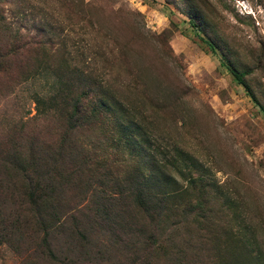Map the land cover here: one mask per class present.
<instances>
[{"label": "rangeland", "instance_id": "obj_1", "mask_svg": "<svg viewBox=\"0 0 264 264\" xmlns=\"http://www.w3.org/2000/svg\"><path fill=\"white\" fill-rule=\"evenodd\" d=\"M82 7L85 27L100 21L122 45L138 33L132 55L144 54L145 75L163 73L173 89L169 137L187 156L155 174L149 145L125 132L119 141L111 126L71 128L56 111L51 73L25 80L13 70L0 79V264H239L224 259L220 240L239 218L264 250V0H8L0 14L13 35L33 41L42 16L78 21ZM226 65L246 74L260 105ZM139 169L153 184L143 194L135 188L150 177ZM192 175L213 187L197 226L188 215ZM164 192L169 201L159 205Z\"/></svg>", "mask_w": 264, "mask_h": 264}, {"label": "trees", "instance_id": "obj_2", "mask_svg": "<svg viewBox=\"0 0 264 264\" xmlns=\"http://www.w3.org/2000/svg\"><path fill=\"white\" fill-rule=\"evenodd\" d=\"M4 2L8 0H0V10ZM39 10L42 15L43 10L41 11V8ZM83 13H87L85 7L78 9V21H61L59 18H54V14L49 13L42 16L43 23L40 26L44 30L42 33H37L33 41L22 38L20 31L13 35V24L0 14V79L10 78L13 70L25 76V80L42 72H49L58 84L54 97L56 111L63 117L66 115L71 128L100 126L107 130L111 126V130L119 134V141L122 140L120 134L125 132L129 143L135 144L136 141V143L153 148L151 157L155 174H162V170L167 169L173 163L178 166L180 161L185 160L187 153L176 147L175 154L172 153V149L174 152L175 148L174 145L172 148L173 141L169 137L171 129L167 114L172 111L176 112L179 108L177 103L173 104L169 98L173 89L168 88L162 81L165 76L163 73L151 76V72L145 75L144 70L139 67L142 61H149L147 58L143 59L144 54L132 55L135 52L131 50L130 45L139 36L136 31L132 32L136 35L132 36L131 42L126 46L122 45L114 39L115 35L109 33L100 21L92 20L90 28L88 29L87 26L86 28L80 20L86 16H82ZM73 34L75 36H72ZM198 37L216 54L212 43L201 35ZM56 39H62V47L59 46V42L55 43ZM69 40L73 43L71 47L74 46L75 49L69 48ZM25 61H35L33 67L36 66L33 69L23 68ZM148 66H155L153 60ZM226 66L234 80L245 89L252 101L260 105L251 86L245 80L246 74L229 65ZM156 82L160 85L153 96L150 84L153 87ZM161 85L167 88L162 89ZM140 171L141 174L146 175V178L150 177L142 170ZM189 182L190 184L196 183L197 189L192 188L197 194L194 195L196 198L188 201L190 207L188 212L190 218L189 216L188 218L190 223L196 222L197 226L202 224L203 214L207 211L204 208L202 194L213 187H211L212 184L206 182L203 175L198 178L192 175ZM147 186L151 191L153 188L151 177L150 180L147 179V183H139V187L135 188V194H143L147 191L145 189ZM214 187L219 190L221 188L218 185ZM178 190L180 189L176 188L171 192L177 193ZM132 191L131 189L128 193L131 194ZM182 192H189V184L179 193ZM223 193L221 191L219 195L223 197L224 194L227 195ZM156 195L159 194H152L155 197ZM227 197V203L232 206L234 202L231 197L233 196L227 195ZM168 198L170 196L165 195L164 192L159 197L161 199L159 205L165 201L168 202ZM236 210H239L237 205ZM237 221L238 228L234 229L229 224L221 229L223 233L220 240L226 246L224 259L233 256L234 259L236 257L235 262L240 264L244 262L239 259L241 256L251 264H263L264 250L260 247V242L256 241L258 240L256 227L251 224L246 225L240 218ZM237 238L236 244L229 247L230 240ZM242 238L244 241L239 240Z\"/></svg>", "mask_w": 264, "mask_h": 264}]
</instances>
